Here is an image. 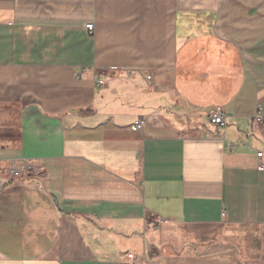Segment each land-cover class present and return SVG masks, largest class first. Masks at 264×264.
I'll use <instances>...</instances> for the list:
<instances>
[{
  "label": "crops",
  "instance_id": "1",
  "mask_svg": "<svg viewBox=\"0 0 264 264\" xmlns=\"http://www.w3.org/2000/svg\"><path fill=\"white\" fill-rule=\"evenodd\" d=\"M256 104L264 0H0V264H264Z\"/></svg>",
  "mask_w": 264,
  "mask_h": 264
},
{
  "label": "built area",
  "instance_id": "2",
  "mask_svg": "<svg viewBox=\"0 0 264 264\" xmlns=\"http://www.w3.org/2000/svg\"><path fill=\"white\" fill-rule=\"evenodd\" d=\"M84 30L87 36L92 37L94 32V27L92 23L85 25ZM145 80L148 84L151 83L152 77L150 75L145 76ZM98 86H104L103 80L97 81ZM208 122L210 125L215 126L219 129H224L226 127L225 118L223 112L220 109H213L208 113ZM264 124V113L263 106L261 104H256L254 113L251 118L250 128L252 130H257L260 126ZM144 130V121L139 118L137 122L130 127L131 132H142ZM259 160V169L264 172V152H258L257 154ZM45 173L44 168L35 162H29L25 160L21 161H10L6 168L2 171L4 177L2 180L7 184L15 181H23L27 178L39 179ZM127 259L129 263H134V257L128 255Z\"/></svg>",
  "mask_w": 264,
  "mask_h": 264
}]
</instances>
